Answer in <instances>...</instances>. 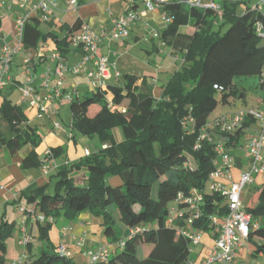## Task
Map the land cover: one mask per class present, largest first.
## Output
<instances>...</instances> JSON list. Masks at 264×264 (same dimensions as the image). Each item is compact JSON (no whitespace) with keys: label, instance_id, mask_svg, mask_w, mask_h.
<instances>
[{"label":"trees","instance_id":"obj_1","mask_svg":"<svg viewBox=\"0 0 264 264\" xmlns=\"http://www.w3.org/2000/svg\"><path fill=\"white\" fill-rule=\"evenodd\" d=\"M187 1L168 0L162 4L171 22L161 41L181 54L182 64L160 97L137 90V78L125 76L122 86L98 88L70 102L73 131L88 138L98 136L109 144L69 169L60 165L53 175L58 179L55 188H37L27 197L28 202L37 203L40 216L45 217L44 223L38 222L42 251L31 264H73L56 252L48 233L56 217L82 212L102 219L110 247L107 260L99 264H184L191 256L189 240L182 235L188 229L186 217L174 218L169 224V208L179 194H188L192 189L199 190L204 200L202 217L190 228L202 233L213 230L216 237L217 229L210 218L221 219L227 207L222 197L206 190L215 168V146L222 144L235 159V151L243 146L245 130L256 120L247 116L228 133L220 128L225 117L213 122L208 117L219 103L245 100L247 88L243 84L251 80L264 84V41L256 32L257 24L264 31V7L259 9L260 0H206L218 6L219 14L207 6L188 5ZM40 22L36 17L26 21L22 50L37 49L40 43L51 40L63 58L71 32L79 30L81 23L66 28L65 36L59 38L50 31L42 32ZM1 24L0 17V28ZM184 26L194 31L189 35L180 33ZM31 67L37 75L33 61ZM6 85L9 89L4 91ZM19 86L16 81L10 86L6 83L0 93V148L14 155L30 147L21 166L38 168V128L29 124L21 106L10 100ZM92 107L95 111L90 114ZM187 119L194 123L186 124ZM116 127L123 133L119 143L112 133ZM51 153L57 158L62 150L53 148ZM113 176L119 178L118 186L107 182ZM248 212L253 219L264 217V181ZM14 228L13 222H0V264H6L7 241ZM255 237L259 242L252 249L260 254L264 252V228L251 231L248 241Z\"/></svg>","mask_w":264,"mask_h":264},{"label":"crops","instance_id":"obj_2","mask_svg":"<svg viewBox=\"0 0 264 264\" xmlns=\"http://www.w3.org/2000/svg\"><path fill=\"white\" fill-rule=\"evenodd\" d=\"M49 1L56 2L58 4L57 9L49 22H40L39 29L44 33L50 31L59 38H63L66 28L73 27L77 21L81 25H88L98 34L107 33L112 27L113 21L120 15L127 11L139 12L144 8L141 0H77L79 5L75 10L66 5V0ZM18 2L19 0H1V16L6 18V24L4 30H0V50L5 45L15 46V19L25 13L24 10L20 9ZM39 2L40 0H33L32 3L37 6ZM154 5L155 8L152 11L148 12L144 17H140L130 26L129 36L126 39L111 42L102 36L97 55L105 57L107 60L108 76L105 78V89L111 85L122 86L125 82V76H135L137 78L135 83L137 90L145 91L158 98L171 76L180 68L182 64L181 54L161 41V35L169 25L164 17L162 5L156 3ZM35 17L38 18L35 13H31L30 18ZM77 31H72L70 36L76 34ZM193 31L194 29L191 26H184L179 29L180 33L188 35ZM155 34L158 35L156 37L158 41L154 37ZM55 52V45L51 40L39 44L36 57L33 60L34 64L37 65L35 73L40 74L46 69H54L57 61L52 58V55ZM83 55L84 51L81 48L69 46L68 52L64 54L60 61L63 65L71 68L81 62ZM21 65L22 63L19 66L21 67ZM21 69H16V71L21 76H24V72L22 73L23 69ZM94 70L92 62H88L86 70L81 71L77 75L67 72L63 90L78 99L90 95L96 88L92 84L94 80L88 77V73ZM15 81L19 83L9 72L6 81L8 86ZM51 81L54 82L55 78L51 77ZM39 83L40 81L37 80L35 86H38ZM249 86L252 89L255 88L256 92L259 90V94L262 96L257 97L255 100L256 105L248 106L247 110L257 109L264 111V84L261 85L255 81L252 86ZM7 89L9 87L6 85L4 91ZM69 105L70 103L68 102L56 103L55 113L53 114L60 115L61 110L66 106L70 111ZM25 114L29 124L37 126L40 136L42 132L44 135L43 138L41 137V143L36 149L41 165L38 168H22L21 163L30 151L28 146L14 155L10 154L5 148H0V222L5 219L15 224L13 236L7 241L5 254L7 264H12L15 259L24 255L29 257L31 264L33 257L42 251V244L39 241L40 224L37 221L40 211L37 203L28 202L27 197L37 188H45L47 190L55 188L58 184V179L53 175L57 172L60 165H64L69 169L85 157V151H89L90 154L93 153L87 148H84L83 151L78 149L81 145L89 143V140L86 136L77 138L76 135H73V129L71 128L72 116L69 125L70 134H72L69 136L65 129L60 131V128L54 129L53 126L49 131L39 129V127L45 126L44 118L36 119L35 112L30 107ZM51 118V116L46 117L49 121ZM260 124L258 121L252 123L248 127L251 129L248 134L247 129L245 130V144L259 130ZM57 147L62 150V155L50 159L51 161L49 160L45 164L48 169L46 171L41 170L45 153ZM39 149L40 151H38ZM245 151L246 147L242 146L234 153L236 167L233 175L236 181L239 173L246 169L247 159ZM262 153L264 154V149ZM47 173L50 174L48 181L44 177V174ZM78 173L80 174V171L72 173L71 176ZM263 181L262 177L257 176L254 183L257 182L260 186ZM107 182L112 186L120 184L119 178L116 176L109 177ZM21 208L25 209L26 212H21ZM24 235H27L30 239V243L27 245L21 244V239ZM48 235L50 243L55 249L59 245H65L73 264H87L88 259L85 256V252L88 249L96 250L102 246L110 247L104 236L102 219L90 212H82L69 217L61 215L56 217ZM214 238L215 234L213 235L211 231L201 232V244L194 247L190 260L201 261L207 254L208 249L212 247ZM253 251V249L246 247L238 249V260L246 264L253 263L254 257L260 255Z\"/></svg>","mask_w":264,"mask_h":264},{"label":"built area","instance_id":"obj_3","mask_svg":"<svg viewBox=\"0 0 264 264\" xmlns=\"http://www.w3.org/2000/svg\"><path fill=\"white\" fill-rule=\"evenodd\" d=\"M144 8L139 11H127L115 19L112 23V27L107 33L98 34L93 31L88 25H82L76 34L70 37V46L72 48H81L84 51V55L81 62L71 68L61 63V58L57 52L52 55V58L57 61V65L54 69H46L40 74H33L32 61L36 57L37 49L26 50L25 58L22 62V69L24 72V82L19 86L18 91L22 96V101L26 102L30 109L35 112L36 119H42L48 117L52 113H55L56 103L68 102L70 103L74 97L63 90V84L65 74L71 72L74 75L79 74L81 71L86 70L88 62H92L95 70L88 73V77L93 79L92 83L94 88H105V78L107 75V60L105 57L98 56L97 50L102 42V36L106 37L111 42H118L126 39L129 36L130 26L136 22L140 17H144L148 12L155 8L154 3L164 4L168 0H141ZM33 0H19L20 9L25 13L16 17L15 19V35L17 46L5 45L0 50V93L5 87L8 79V73L14 56L22 50L21 38L24 29V25L27 20L30 19L31 13H35L41 22H49L58 4L49 0H40L37 6L33 5ZM206 0H190L186 4L194 7H209L216 10L219 14L218 6L213 3H208ZM66 5L75 10L78 8L77 0H66ZM2 3L0 0V8ZM264 7V0H260L259 9ZM28 12V13H27ZM30 12V13H29ZM164 14V13H163ZM166 21L169 23L171 19L166 17ZM256 32L258 36L264 41V31L261 24H257ZM158 35H154L157 37ZM264 75V74H263ZM51 77L55 78V81H51ZM39 80L38 86H35V82ZM250 116L254 120L260 122L259 130L249 138L246 143V169L239 173L238 180L234 179L233 171L236 167L235 159L226 151L224 146L220 143L215 146L216 159L214 162V170L209 175V190L218 196L222 197L227 207V212L220 219L218 216L210 218V224L217 229L216 237L211 248L208 249L205 257L195 262L188 260L184 264H246L238 260L237 250L245 247V242L248 241L251 231L257 229V225H252L253 218L243 206L241 200L242 191L253 184L255 177L260 176L264 179V111L257 109H249L246 111H240L234 114H228L225 116L220 124L221 131L233 132L244 119ZM186 124H193V119H187ZM54 129L61 128L59 123L53 124ZM206 136H202L205 138ZM85 156H89L90 152L85 151ZM53 158L50 150L45 153L43 161V170L46 171L48 166L46 162ZM203 194L197 190L192 189L188 194H179L169 208V220L170 224L174 218H185V223L190 227L193 221L202 217L201 206L203 204ZM21 212H26L21 208ZM25 219V218H24ZM37 221L39 223L45 222L44 216H38ZM131 231L130 233H132ZM190 243V254H192L194 247L201 244V232L192 229H185L182 231ZM30 243V239L27 235H24L21 239L22 245ZM56 252L69 258V253L66 250L65 245H59L56 248ZM85 256L88 259L87 264H99L105 262L109 256V247L102 246L96 250L88 249L85 252ZM29 263V257L24 255L15 259L12 264H25ZM255 264V263H251ZM264 264V263H263Z\"/></svg>","mask_w":264,"mask_h":264},{"label":"rangeland","instance_id":"obj_4","mask_svg":"<svg viewBox=\"0 0 264 264\" xmlns=\"http://www.w3.org/2000/svg\"><path fill=\"white\" fill-rule=\"evenodd\" d=\"M2 15V12L0 11V16ZM2 17V16H1ZM5 24H6V18L2 17V25L0 30H4L5 28ZM155 39H157L155 37ZM158 41V39H157ZM17 46V42H15V47ZM25 58V52L24 50H21L20 52H18L14 58L13 61L11 63L10 66V75L15 77L17 81H19V85H21L24 82V76H21L20 74H18V72L16 71V69H21V67L19 66L20 63H22L23 59ZM19 66V67H18ZM22 70V69H21ZM23 73V71H22ZM255 82L253 80L249 81L246 84H243L242 86H244L245 88H247V95L245 100H240V99H233L231 100L228 104H221L219 103L216 107V109L209 115L208 117V121L209 122H213L218 118H222L225 117L228 114H234V113H238L241 110H247L249 107L248 106H255V100L257 99V97H261L262 95L259 94V90L256 92V89H252L250 88L249 85L252 86V83ZM11 101L14 104H20L21 108L24 112L28 111L29 106L26 102L22 101V96L19 93L18 90H15L10 97ZM217 99H220V94L217 95ZM67 107V106H66ZM63 108L60 112V115H55L51 112V120H47L46 117H44V127H39V129H46L47 131H49L54 123H59L61 125V128L59 129L60 131H63V129H65L67 131V133H69V136L73 133V135H76L77 138H81L82 135L78 134L75 131H72V133L70 134V130H69V125L71 123V112L69 111L68 108ZM95 111V107H92L90 109V114H92ZM247 134L250 133L251 129L247 128ZM113 136H114V140L115 142L119 143L123 140V133L121 131L120 128L116 127L113 129ZM43 132L41 133V137L43 138ZM89 140V143H85L83 145L80 146V148H78L80 151L84 150V148H87L88 150H90L93 153L98 152L100 149H103L107 146V144H109L108 142H102L101 139L98 136H93L91 138H87ZM245 140L243 139L242 145L243 147H246V144L244 142ZM77 146V145H76ZM40 151V149L38 150ZM51 161V160H50ZM42 170V168H41ZM50 173V172H49ZM44 174V177L46 179V181H48L50 179V174ZM259 188L260 186L257 184V182H255L254 184L249 185L248 187H246L241 194V200L243 203V206L246 209H249L250 207H252L254 205V203L256 202L257 196H258V192H259ZM206 190H209V181L206 182ZM252 225H257L258 227L264 228V217H260V218H255L253 219V223ZM118 226V225H117ZM188 229H190V227H186ZM211 233L214 235L215 232L213 230H211ZM259 242L258 238H254L251 241L245 242V247L246 248H254L257 243ZM37 246V245H35ZM140 256H142L141 253H139ZM255 259L253 260V263L255 264H262V262H264V252H261L260 255H258L257 257H254ZM7 264V263H6ZM251 264V263H250Z\"/></svg>","mask_w":264,"mask_h":264}]
</instances>
